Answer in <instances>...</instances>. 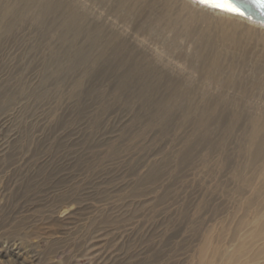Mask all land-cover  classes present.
I'll list each match as a JSON object with an SVG mask.
<instances>
[{
	"label": "rangeland",
	"instance_id": "rangeland-1",
	"mask_svg": "<svg viewBox=\"0 0 264 264\" xmlns=\"http://www.w3.org/2000/svg\"><path fill=\"white\" fill-rule=\"evenodd\" d=\"M67 1L0 0V264H264V32L211 93L165 61L119 79Z\"/></svg>",
	"mask_w": 264,
	"mask_h": 264
},
{
	"label": "bare ground",
	"instance_id": "bare-ground-1",
	"mask_svg": "<svg viewBox=\"0 0 264 264\" xmlns=\"http://www.w3.org/2000/svg\"><path fill=\"white\" fill-rule=\"evenodd\" d=\"M42 1L45 6L47 0ZM212 2L230 4L234 11L202 4L200 0H72L61 2L64 5L60 6L67 8L72 17L76 15L74 12L77 9L82 10L78 12L83 14L80 22L87 29L94 30L96 46L103 50L104 55L107 48L117 50V60L124 58L121 52L127 55L131 65L127 60L125 64L129 67L122 69L123 63L114 73L115 77H130L135 72V62L142 59L160 61L161 64L165 61V67L169 66L179 77H185L186 72V77L193 80L194 90L203 89L201 91L211 93L210 88L219 89L230 85L236 77L235 55L231 49L239 46L240 42L236 39L238 34L247 36L251 28L264 32V23L245 14L244 9L232 0ZM36 7V14L43 12L41 8L44 7ZM199 24L205 26L201 28ZM208 26L220 28V33L211 31ZM262 116L260 114L248 120L255 130L264 132ZM261 135L264 141V133ZM251 231L257 236L263 235L264 219L257 220ZM228 259V264H243L236 253ZM207 262L202 256L198 264Z\"/></svg>",
	"mask_w": 264,
	"mask_h": 264
},
{
	"label": "water",
	"instance_id": "water-1",
	"mask_svg": "<svg viewBox=\"0 0 264 264\" xmlns=\"http://www.w3.org/2000/svg\"><path fill=\"white\" fill-rule=\"evenodd\" d=\"M242 7L245 14L264 23V0H232ZM259 5V6H258Z\"/></svg>",
	"mask_w": 264,
	"mask_h": 264
},
{
	"label": "snow or ice",
	"instance_id": "snow-or-ice-1",
	"mask_svg": "<svg viewBox=\"0 0 264 264\" xmlns=\"http://www.w3.org/2000/svg\"><path fill=\"white\" fill-rule=\"evenodd\" d=\"M200 3L209 4L210 6L215 7V8H227V10L229 11H234V9L232 8L230 4L215 3V2H212V0H200Z\"/></svg>",
	"mask_w": 264,
	"mask_h": 264
}]
</instances>
